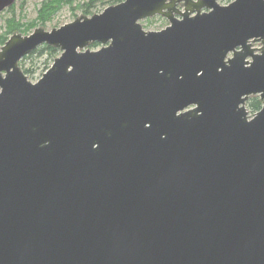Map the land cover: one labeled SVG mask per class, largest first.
<instances>
[{
  "label": "water",
  "instance_id": "water-1",
  "mask_svg": "<svg viewBox=\"0 0 264 264\" xmlns=\"http://www.w3.org/2000/svg\"><path fill=\"white\" fill-rule=\"evenodd\" d=\"M44 45L61 56L32 83L19 63ZM0 264H264V0H123L13 35Z\"/></svg>",
  "mask_w": 264,
  "mask_h": 264
},
{
  "label": "rangeland",
  "instance_id": "rangeland-1",
  "mask_svg": "<svg viewBox=\"0 0 264 264\" xmlns=\"http://www.w3.org/2000/svg\"><path fill=\"white\" fill-rule=\"evenodd\" d=\"M43 1L44 0H17L15 4V8L12 12L9 9L1 13L0 39L1 36L6 31V24L10 18H14L16 22H19L21 25H29L34 21L37 22L39 10L42 7ZM233 1L235 0H219V3L221 5H228ZM89 2L90 0H74V3L72 5L63 6L55 15L52 16L51 20L47 22V24L43 26L41 24H38L35 29L42 28L50 32L54 29H59L64 25L70 24L80 17L87 16L84 15L82 11V7ZM107 7L110 6L106 4L104 6H100L99 8L94 10V14L92 16L101 13ZM92 16H87V17H92ZM141 25L146 31L157 32L164 29L167 25H169V23L162 17L157 16L142 21ZM35 29H32L29 32V34H32L35 31ZM15 34H19V33H15ZM255 46L260 47L262 45L259 44ZM44 47H41L38 50H41ZM100 48L101 46L94 49L90 47L91 50H99ZM43 52L44 53L42 56H39L38 54L35 55L31 54L20 62V68L23 72H25L26 70L32 71V73L28 75V78L32 83H36L42 77V75L46 73V71L53 65L54 60L61 55L60 52L53 56H50V54H48L46 51Z\"/></svg>",
  "mask_w": 264,
  "mask_h": 264
},
{
  "label": "trees",
  "instance_id": "trees-1",
  "mask_svg": "<svg viewBox=\"0 0 264 264\" xmlns=\"http://www.w3.org/2000/svg\"><path fill=\"white\" fill-rule=\"evenodd\" d=\"M122 2V0H90L89 3L85 4L82 7V11L84 15L92 16L94 14V10L99 8L100 6L109 5L114 6L118 5ZM74 3V0H44L41 9L39 10V15L37 22L34 21L33 23L29 25H21L19 22H16L14 18H10L7 21L6 24V31L1 36L0 39V50L2 47L6 44L8 39L11 35H14L15 33L27 35L32 29H35L38 24H41L42 26L47 24L52 18L53 15H55L63 6L65 5H72ZM15 6L10 8V11L12 12L14 10ZM98 44L91 45V48H97ZM43 51H46L50 56H53L57 53H59V50L53 47H44L41 50H37L33 53V55L38 54L39 56L43 55ZM32 71L26 70L25 74L30 75ZM262 106V103L258 99H254L249 103V109L252 112H257L260 110Z\"/></svg>",
  "mask_w": 264,
  "mask_h": 264
},
{
  "label": "flooded vegetation",
  "instance_id": "flooded-vegetation-1",
  "mask_svg": "<svg viewBox=\"0 0 264 264\" xmlns=\"http://www.w3.org/2000/svg\"><path fill=\"white\" fill-rule=\"evenodd\" d=\"M219 1V0H218ZM184 7H185V5H184V2H181V3H178L177 5H176V10H179V11H182V10H184ZM163 18V17H162ZM163 19H165V18H163ZM166 21H168L167 19H165ZM169 23V22H168ZM169 25H170V23H169ZM169 25H167L164 29H166ZM164 29H162V30H164ZM162 30H160V31H162ZM148 32H152V31H148ZM157 32H159V31H157ZM259 44H261V43H256V44H254L253 45V49H260V48H262V46H260V47H256L255 45H259ZM262 45V44H261ZM258 54H260V53H258ZM254 99H258L261 103H262V106H261V108H260V110H258L257 112H252L250 109H249V103L252 101V100H254ZM245 107H246V109H247V111H248V114H249V118H253L258 112H260L261 111V109L263 108V101L260 99V96L258 95V96H251L248 100H247V102H246V104H245Z\"/></svg>",
  "mask_w": 264,
  "mask_h": 264
}]
</instances>
